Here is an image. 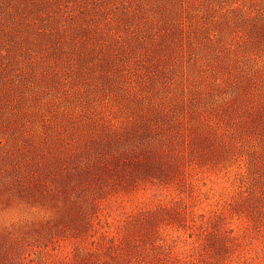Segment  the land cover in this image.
<instances>
[{"label":"rangeland","instance_id":"374dc122","mask_svg":"<svg viewBox=\"0 0 264 264\" xmlns=\"http://www.w3.org/2000/svg\"><path fill=\"white\" fill-rule=\"evenodd\" d=\"M262 21L264 0H0V264H143L110 238L119 243L138 214L176 203L183 219L160 224L147 259L264 264V217L233 208L259 184L247 141L216 166H188L185 184L113 192L96 186L103 169L84 179L121 136L113 123L131 128L136 159L236 105L264 63L254 43ZM56 138L59 165L75 175L55 173L42 155Z\"/></svg>","mask_w":264,"mask_h":264},{"label":"trees","instance_id":"16d2710c","mask_svg":"<svg viewBox=\"0 0 264 264\" xmlns=\"http://www.w3.org/2000/svg\"><path fill=\"white\" fill-rule=\"evenodd\" d=\"M255 31V46L264 47V21L255 24ZM111 125L121 136L113 144H106L95 155V161L85 167V180L92 171L99 169H103L110 178H95L98 188L111 185L110 190L118 192L123 189L128 190L131 184L137 186L155 179L166 184H185L188 166H216L236 154L239 145L247 141L249 165L254 173H258L256 175L259 184L253 187L247 199L236 200L233 208L247 212L255 210L260 213L259 220L264 217V63L259 65L252 75L245 78L236 105L229 104L218 114L207 115L198 122L183 126L176 134L168 136L169 143L165 146L159 144L145 148L144 156L141 158L130 157L136 150L126 146L128 141L134 143L130 138L129 125L127 123ZM141 134L144 133L140 131ZM62 140L63 138H56L55 143L51 144V147L49 145L42 155L49 154L48 157L54 159L55 173L66 171V174L75 175V166L68 169L67 166L58 163L66 157L60 156L65 150ZM126 165L129 166V170L124 167ZM132 166L134 168H131ZM93 204H96V200ZM176 204L159 205L138 214L134 219V225L123 234L119 243L113 237L110 238L114 247L120 246L122 249L117 251V254L125 252L137 255L143 260V264H164L158 262L159 257L156 255L147 259L144 243H153V236L165 220L169 222L170 218L176 217L183 219V212L178 206L176 207ZM217 239H209L208 244L215 245ZM219 239L227 246L231 236L222 234Z\"/></svg>","mask_w":264,"mask_h":264}]
</instances>
